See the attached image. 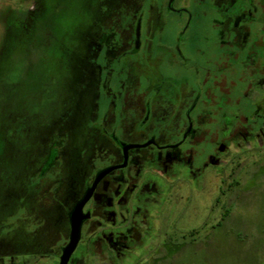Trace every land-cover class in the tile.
I'll use <instances>...</instances> for the list:
<instances>
[{
	"label": "flooded vegetation",
	"instance_id": "flooded-vegetation-1",
	"mask_svg": "<svg viewBox=\"0 0 264 264\" xmlns=\"http://www.w3.org/2000/svg\"><path fill=\"white\" fill-rule=\"evenodd\" d=\"M126 1L122 19H106L90 39L97 102L84 138L85 185L68 209L57 264L70 213L92 186L66 264H170L162 214L177 186L216 192L214 210L239 183L232 177L241 153L263 141L254 125H264V0ZM204 5L221 15L195 31ZM62 145L51 143L29 183L37 191L26 205L34 233L44 227L40 207L58 201L67 184ZM16 256L0 253V264H39Z\"/></svg>",
	"mask_w": 264,
	"mask_h": 264
},
{
	"label": "rangeland",
	"instance_id": "rangeland-1",
	"mask_svg": "<svg viewBox=\"0 0 264 264\" xmlns=\"http://www.w3.org/2000/svg\"><path fill=\"white\" fill-rule=\"evenodd\" d=\"M128 5L126 0H0V253L6 261L17 254L57 264L68 209L85 185L84 138L97 102L90 39L106 19L121 20ZM204 6L207 12L194 19L195 31L221 15ZM96 105L102 111L103 104ZM254 128L263 141L241 153L243 162L232 177L239 183L220 196L214 210L216 192L205 196L204 189L188 184L173 192L162 214V225L170 230V264H264V125L256 121ZM55 140L64 147L67 184H59L58 201L40 207L44 227L34 233L26 205L37 191L29 183Z\"/></svg>",
	"mask_w": 264,
	"mask_h": 264
},
{
	"label": "water",
	"instance_id": "water-1",
	"mask_svg": "<svg viewBox=\"0 0 264 264\" xmlns=\"http://www.w3.org/2000/svg\"><path fill=\"white\" fill-rule=\"evenodd\" d=\"M94 185V184H93ZM93 188V186H92ZM90 188L83 198L74 206L70 213V225H71V231H70V238L66 246L63 248L62 253L60 255V261L59 264H66L71 253L73 252L78 238H79V228H80V223L81 219L83 217L82 215V206L84 202L88 199L91 189Z\"/></svg>",
	"mask_w": 264,
	"mask_h": 264
},
{
	"label": "trees",
	"instance_id": "trees-1",
	"mask_svg": "<svg viewBox=\"0 0 264 264\" xmlns=\"http://www.w3.org/2000/svg\"><path fill=\"white\" fill-rule=\"evenodd\" d=\"M227 214V213H226Z\"/></svg>",
	"mask_w": 264,
	"mask_h": 264
}]
</instances>
